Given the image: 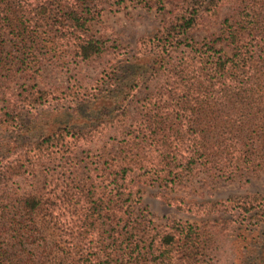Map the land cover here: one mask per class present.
Here are the masks:
<instances>
[{"label": "rangeland", "instance_id": "374dc122", "mask_svg": "<svg viewBox=\"0 0 264 264\" xmlns=\"http://www.w3.org/2000/svg\"><path fill=\"white\" fill-rule=\"evenodd\" d=\"M60 1L53 6H46L40 0L27 2L29 16L38 21H23L34 29L25 33L26 36L17 37L11 28L0 31V40H4L0 50L3 61L0 64V168L8 163L9 157L24 158L27 149L43 136L67 129L87 132L100 122L113 119L130 92H136L137 98L142 99L147 90L167 88L170 73L165 69L170 57L169 52H163L167 47L157 35L161 36L191 0H91L98 11L92 9L93 14H85V18L94 15L87 21H58L57 17L53 21L48 18L54 15L53 7H62V3L67 13L76 3V0ZM238 5L236 0H221L214 9L202 13L190 30L189 43L205 50L208 43L216 40L213 43L216 50L222 49V54L233 56L237 48L231 43L232 33L239 40L244 36L248 40L254 38V42L264 40V9L257 16L264 0H248L241 8ZM0 23L1 27L3 22ZM82 39L100 42L101 53L87 58L79 56L76 45ZM182 47L172 51V64L181 63L191 50V46ZM252 51L256 57H264V47L253 46ZM198 61L199 57L192 61L193 65ZM261 88L256 90L258 94ZM36 89L46 93L44 99L36 102L34 109L23 108L17 130L7 129L2 116L4 108L19 93ZM231 94L229 91L228 95ZM220 106L223 111L233 109L226 101ZM135 107L136 102L132 109ZM255 109L260 115L259 128L264 133V102ZM215 135V138L220 136L217 131ZM101 145L99 141L91 145L95 154ZM77 155L79 165L67 178L86 181L89 199L98 203L108 182L87 164L82 150ZM221 167L216 162L212 166L193 164L191 168L185 167L177 183L164 180L154 172L144 174V169L130 172L126 181L128 190L119 196L122 212L113 223L97 220L93 230L78 235L73 251L67 238L44 216L45 204L31 213L20 207L21 195L47 192L46 181L62 172L58 166L50 171L38 167L27 185L22 181L5 188L11 190V196L6 200L10 205L6 213L0 212V264H108L106 254L111 249H119L117 254L122 251L120 236L126 209L141 220L140 235L145 237L149 231L162 237L169 233L188 236L193 234L190 227L194 231L204 228L209 241L197 249L200 264H258L264 257V213H249L246 207L254 204L248 202L249 197H264V162L258 164L252 160L233 177H227ZM217 201L220 203L208 214L203 208L193 210ZM0 211H4L2 207ZM84 245L87 246L83 248ZM87 247L85 254L81 252Z\"/></svg>", "mask_w": 264, "mask_h": 264}, {"label": "trees", "instance_id": "16d2710c", "mask_svg": "<svg viewBox=\"0 0 264 264\" xmlns=\"http://www.w3.org/2000/svg\"><path fill=\"white\" fill-rule=\"evenodd\" d=\"M28 1L0 0V22H3L0 31L11 28L17 37H24L25 33L31 32V25L23 21L38 19L29 16L31 11L27 9ZM40 1L46 6H53L60 0ZM77 1L82 4H77ZM220 1L191 0L161 36L157 35L167 47L163 52H169L170 57L165 69L170 73L167 76V88L152 92L147 90L142 99L137 98L136 92H130L113 119L100 122L87 132L75 133L67 129L43 136L27 149L24 158H7L8 163L0 168V207L4 210L0 212L6 213L10 207L6 200L10 199L11 190L5 189L9 184L14 186L23 181L27 185L38 167L45 171L60 167L62 172L46 181L49 186L47 192L24 194L19 197V201L20 207L30 213L40 210L45 204L44 216L55 230L67 238L68 246L73 251L78 235L87 229L93 230L97 220L113 223L119 212H122L121 208L124 207L119 206V196L128 190L126 181L129 173L136 169H144V174L154 172L164 180L171 179L177 183L185 167L191 168L196 163L211 166L215 162L222 164L221 170L227 177H233L241 166L252 160L263 163L264 133L259 128L261 120L255 108L264 102V57H256L252 51L253 46L264 47L263 38L254 42V38L248 40L244 36L239 40L232 33L231 43L237 48L233 56L222 54V49L216 50L213 44L216 40L208 43L205 50L196 48L188 41L190 30L197 25L200 15L214 9ZM247 1L236 0L240 8ZM61 6L53 7L54 15L48 18L53 21L56 17L58 21H87L94 15L85 18V14H93L92 9L98 11L96 3H91V0H76L75 6L67 13L62 3ZM258 9L257 16L264 7L259 6ZM3 41L0 40V50L4 46ZM183 45L187 48L191 46V50L181 63L172 64V51L183 48ZM76 46L79 56L83 58L101 53L103 48L100 42L85 39ZM197 57L199 61L194 66L192 61ZM2 62L0 59V64ZM258 87H262L260 94L256 92ZM229 91L231 95H228ZM45 94L38 89L31 93H19V97L3 110L6 128L17 130L23 108L34 109L36 102L44 99ZM225 101L233 105V109L223 111L220 105ZM134 102L136 107L132 109ZM216 131L220 134L217 138ZM98 141L102 145L95 154L91 145ZM79 149L83 151L87 164L92 165L108 182L98 203L89 199L86 191L90 188L86 181L67 178L68 173L79 165ZM207 167L212 170L210 166ZM259 196L249 197L248 202L254 204L246 207L247 212L264 213V197ZM219 203L193 207V210L203 208V212L208 214ZM105 209H108L107 214L104 213ZM122 222V251L117 254L116 250L119 249L110 244L111 248L116 249L106 254L108 264H155L158 260V264H200L197 249L209 241L204 228L194 231L192 227L190 232L193 231V234L188 233V236L179 234L178 237V233H169L162 237L152 231L147 237L141 236V220L134 218L127 209ZM83 248L81 252L85 254L89 247ZM260 261L258 264H264V257Z\"/></svg>", "mask_w": 264, "mask_h": 264}]
</instances>
